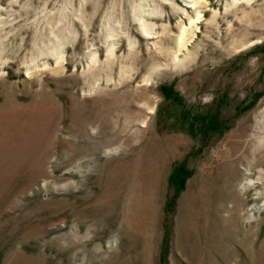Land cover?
<instances>
[{
    "label": "rangeland",
    "instance_id": "rangeland-1",
    "mask_svg": "<svg viewBox=\"0 0 264 264\" xmlns=\"http://www.w3.org/2000/svg\"><path fill=\"white\" fill-rule=\"evenodd\" d=\"M191 1L0 0V264H264V0Z\"/></svg>",
    "mask_w": 264,
    "mask_h": 264
},
{
    "label": "trees",
    "instance_id": "trees-1",
    "mask_svg": "<svg viewBox=\"0 0 264 264\" xmlns=\"http://www.w3.org/2000/svg\"><path fill=\"white\" fill-rule=\"evenodd\" d=\"M189 173L186 172V175H188ZM186 175H183L182 169L179 168L177 169V171L175 172V174L172 177V182L175 185L181 186V188L184 187V181L186 179ZM185 176V177H184Z\"/></svg>",
    "mask_w": 264,
    "mask_h": 264
},
{
    "label": "bare ground",
    "instance_id": "bare-ground-1",
    "mask_svg": "<svg viewBox=\"0 0 264 264\" xmlns=\"http://www.w3.org/2000/svg\"><path fill=\"white\" fill-rule=\"evenodd\" d=\"M181 1L187 3L188 5L190 4V5L192 6V7H191V6L188 7V8H190V9H191V8H196V6H194V4H193L194 2H192L191 0H181ZM197 17H198V20H199L200 15H198ZM192 23H193V22H192ZM185 31H186V29H184V32H185ZM184 32H183V35L180 37V38H181L180 41L183 40V38H184V34L187 33L188 31L185 32V33H184ZM188 33H189V32H188ZM188 33H187V34H188ZM187 39H188V38H187ZM183 41H184V40H183ZM182 44H183V43H182ZM183 46H184V44L182 45V47H183ZM185 47H186V46H185ZM181 49H182V48H181ZM175 62H176V60H175ZM172 66H173V65H172ZM174 67H175V66H174ZM177 67H178V66L176 65V68H177ZM173 69H174V68H173Z\"/></svg>",
    "mask_w": 264,
    "mask_h": 264
}]
</instances>
